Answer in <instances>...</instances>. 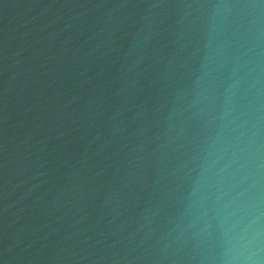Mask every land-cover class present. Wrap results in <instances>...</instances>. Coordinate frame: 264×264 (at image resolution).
I'll use <instances>...</instances> for the list:
<instances>
[{
    "label": "water",
    "instance_id": "water-1",
    "mask_svg": "<svg viewBox=\"0 0 264 264\" xmlns=\"http://www.w3.org/2000/svg\"><path fill=\"white\" fill-rule=\"evenodd\" d=\"M0 264H264V0H0Z\"/></svg>",
    "mask_w": 264,
    "mask_h": 264
}]
</instances>
